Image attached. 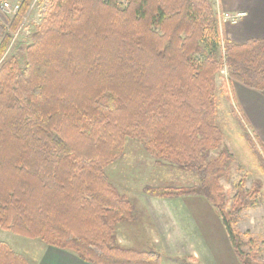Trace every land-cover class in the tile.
<instances>
[{
    "label": "trees",
    "instance_id": "1",
    "mask_svg": "<svg viewBox=\"0 0 264 264\" xmlns=\"http://www.w3.org/2000/svg\"><path fill=\"white\" fill-rule=\"evenodd\" d=\"M33 1L12 18L0 8V229L89 264H162L159 252L116 235L133 202L107 169L135 139L156 164L199 178L189 187L147 185L145 194L205 198L241 263L264 264L238 227L263 185L247 189L242 179L228 198L221 181L235 161L216 95L225 64V87L264 91V38H225L211 0H50L29 42L6 57ZM0 264L33 262L0 241Z\"/></svg>",
    "mask_w": 264,
    "mask_h": 264
},
{
    "label": "rangeland",
    "instance_id": "2",
    "mask_svg": "<svg viewBox=\"0 0 264 264\" xmlns=\"http://www.w3.org/2000/svg\"><path fill=\"white\" fill-rule=\"evenodd\" d=\"M22 1L0 0V8L12 18L14 15L11 16L2 8V2L21 4ZM47 1L50 2V0L33 1L24 22L13 34L12 43L5 53L6 57L11 54H18V46L29 42L33 25L40 23L45 15L43 6ZM211 1L216 13L215 9L218 8L217 4V8L214 5L216 0ZM123 3H125L124 0ZM224 67L218 74L216 82L217 122L224 132L223 144L233 153L235 162L231 167L230 176L222 179L221 183L228 198H231L236 192V186L240 180H244L247 189L251 187L255 180L262 182V201L258 206L246 209L242 213L238 227L246 239L251 238L254 240L252 245L246 246L245 249L247 251L255 250L260 258L264 259V143L254 129L257 122L261 124L264 130V109L259 105L252 104L255 114L258 111L257 118L256 115L253 118L252 110L248 107V102L244 96L250 92H255V90L249 89L247 86H244L245 88L241 86L240 89L246 91L243 95L239 88H235L237 86L232 88V81L229 82L230 86L227 83L225 87V80L227 82L229 74L228 71L224 70ZM262 92L259 91V93ZM248 134L250 137L247 136ZM251 143L255 145V149ZM212 154H215V152H212ZM107 173L110 181L117 189L133 202L132 218L116 225L118 240L124 238L128 241L123 245L138 250L157 251L162 256V264H176L173 260L176 257L188 256L187 253L191 250V246L196 250H200L204 246L202 239L204 229L199 222L194 221L191 215L188 214L186 202L180 200L184 197L165 199L178 201L166 202L163 206H159L157 218L159 217L160 235L159 231L153 228L151 215H148L144 210V207L149 205L148 199H156L145 194L143 191L145 186L154 185L171 188L193 186L199 183V178L194 172L179 169L169 163L158 165L146 153L141 141L128 139L124 155L108 167ZM211 209L215 217L220 219L217 211L214 208ZM0 241L11 244L15 250L25 254L33 264H36L39 260V249L30 245H40L42 248L45 246L39 240L24 238L2 229H0ZM206 242L210 247L217 246V241L213 237H206ZM253 254L254 252L250 255L253 256Z\"/></svg>",
    "mask_w": 264,
    "mask_h": 264
},
{
    "label": "crops",
    "instance_id": "3",
    "mask_svg": "<svg viewBox=\"0 0 264 264\" xmlns=\"http://www.w3.org/2000/svg\"><path fill=\"white\" fill-rule=\"evenodd\" d=\"M216 4L218 8L216 7ZM214 5L215 8H217L216 11L230 12L234 14L244 13L236 24L227 21L224 22L223 33L225 38L235 42H244L253 38H264V0H216ZM234 86H237L235 88H239L243 95L246 93L245 89H240L245 85L233 81L232 88H234ZM244 97L248 102V107L252 110L253 118L255 115L257 118L258 111L255 114L252 104L255 106L259 105L264 109V92L259 93V90H255V92H250ZM254 129L264 143V130L262 129L261 124L256 122ZM152 198L154 197L152 196ZM148 200L149 205L148 207H144V210L148 215H151L152 223L154 225L153 228L157 229L160 235V229L158 228L159 217L157 218V215H159L157 214L158 209L160 208L159 206H163L166 202L178 200L168 201L163 198ZM180 200L186 202L188 214L191 215L194 221L199 222L204 229V236L202 237L204 246L200 248V250H196L191 246V250L187 253L188 256L195 257L199 264H242L231 245L221 218L219 219L218 217H215L214 212L211 209L213 208L212 205L205 198L199 196H185L184 199ZM206 237H213L217 241V246L210 247L206 242ZM119 242L123 244L128 241L124 238H119ZM30 246L39 249V260L36 264H89L71 252L48 246L46 244L43 246L44 248L40 245L31 244ZM178 258L181 257H176L173 262L180 264L179 261H177Z\"/></svg>",
    "mask_w": 264,
    "mask_h": 264
},
{
    "label": "built area",
    "instance_id": "4",
    "mask_svg": "<svg viewBox=\"0 0 264 264\" xmlns=\"http://www.w3.org/2000/svg\"><path fill=\"white\" fill-rule=\"evenodd\" d=\"M49 1L45 2L44 6H43V13L45 14L48 6H49ZM2 8L7 11L11 16L16 15L17 12L20 10L21 4L20 3H10V2H2L1 4ZM43 14V15H44ZM244 13H230V12H217V18H218V22H219V26H220V30L221 32H223V27H224V22H230L232 24H235L238 22L239 18H241V16ZM225 69H226V65H225Z\"/></svg>",
    "mask_w": 264,
    "mask_h": 264
},
{
    "label": "bare ground",
    "instance_id": "5",
    "mask_svg": "<svg viewBox=\"0 0 264 264\" xmlns=\"http://www.w3.org/2000/svg\"><path fill=\"white\" fill-rule=\"evenodd\" d=\"M217 12H219V11H217ZM239 21V20H238ZM238 23V22H237ZM236 24V23H235ZM224 70H226L227 71V68L226 69H224Z\"/></svg>",
    "mask_w": 264,
    "mask_h": 264
}]
</instances>
